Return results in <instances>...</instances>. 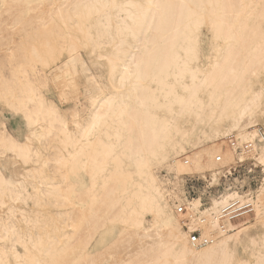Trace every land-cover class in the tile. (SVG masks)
<instances>
[{
	"label": "bare ground",
	"instance_id": "1",
	"mask_svg": "<svg viewBox=\"0 0 264 264\" xmlns=\"http://www.w3.org/2000/svg\"><path fill=\"white\" fill-rule=\"evenodd\" d=\"M0 36V264H264V177L208 207L183 189L190 174H232L245 144L264 172V0H0ZM85 48L114 83L93 75L73 134L47 97L77 85ZM247 198L253 222L223 219ZM123 243L137 245L127 259Z\"/></svg>",
	"mask_w": 264,
	"mask_h": 264
},
{
	"label": "rangeland",
	"instance_id": "2",
	"mask_svg": "<svg viewBox=\"0 0 264 264\" xmlns=\"http://www.w3.org/2000/svg\"><path fill=\"white\" fill-rule=\"evenodd\" d=\"M2 8L5 9L4 7ZM3 16L5 19H7V17L9 18L7 14L6 15L4 14ZM25 16H27V12H25ZM7 29L10 30V34H11L12 32L11 27H7ZM204 31L206 33L205 28H204ZM1 39H2V36H0V56H4L5 52H3L2 50L3 48H1V44L5 43L6 40H1ZM16 39L18 40L17 37ZM218 44L220 46H223L222 42H218ZM81 55H82V60L78 66V71L75 74L77 85L76 86H64V85L54 86L53 85L52 90H53L54 96L47 97L49 102L54 103L57 106L61 115L67 121V126L69 130L73 134L78 133V127L75 122H78L84 125L85 122L89 119L90 111L92 108V98L94 95L98 93L97 92L98 88H97V84L95 81L98 80L99 83L107 89L111 88L114 83V80L112 76L109 74V71L106 68L103 60H100L99 58H97V56L93 55L91 48H85L82 51ZM47 72H48L47 75L50 78V80H53L54 79L53 77L60 74V71L54 68L48 70ZM93 75H95V77L97 78L96 80L93 79ZM263 77H264V73H263ZM0 108H3V107L0 106ZM5 114H6V118L9 121L10 126L13 129L16 130L19 128L21 124L23 125L24 120L22 116L13 117L8 110H6ZM261 120L262 119H260L259 121L262 124ZM261 124L256 123L255 126L252 128V131L261 129L262 128ZM27 133H29V130L25 127L23 130V134H27ZM233 143L234 145L238 144L235 138L229 137L227 140H225V145H222V149L224 150L226 148L228 149L233 148ZM35 147L43 148L42 144L40 143L35 144ZM243 148H245L244 151L246 153L245 160L241 162L237 159L236 162L229 165L227 167V171L231 170L232 175L228 176V180H223L221 178L218 184H214V185L210 184L211 186L213 187H216V186L224 187L225 186V190L235 189L239 192H244V193H248V190L249 191L253 190L255 192L256 190H258V188L260 187L261 180L264 177L263 168L261 165H259V163L253 157V154L251 152V149H252L251 144H245ZM241 152L242 150L239 149L238 153H241ZM185 159L188 162H191L190 155L182 156L179 160L181 161L182 164H185ZM13 169H16L20 174L25 173V167L23 165L17 164L16 167L13 168L9 164H7L6 166L7 172H11ZM189 176L194 177V178H199L207 182H209L208 180H210L209 173L208 174L207 173L190 174ZM181 179H182V176H181ZM182 185H183V182H182ZM22 207L28 211L37 210L32 204H30V206L23 205ZM46 210L47 211H44V213H47V215L44 214L43 219L46 216L47 218L52 217L51 213L56 212L52 208L51 205L50 207H47ZM48 212L50 215L48 214ZM255 217H256V214H255V209H254L253 213L247 217V219L249 220L248 222H253ZM22 227L24 228V225H22ZM125 243L123 244L124 246H127L126 248L123 247L122 248L123 250L122 249L117 250V252L119 251L121 253V254L118 253L119 258L127 259L129 256V253L133 252L137 248L136 247L137 245L136 246L132 245L133 247L130 248L132 243H127V244Z\"/></svg>",
	"mask_w": 264,
	"mask_h": 264
},
{
	"label": "built area",
	"instance_id": "3",
	"mask_svg": "<svg viewBox=\"0 0 264 264\" xmlns=\"http://www.w3.org/2000/svg\"><path fill=\"white\" fill-rule=\"evenodd\" d=\"M217 162H221V158H219ZM188 164L189 162L185 159V165ZM231 175L232 174H227L226 176H223L222 179L228 180V176ZM184 190L188 200L199 199L201 206L207 207L211 204L212 199L222 196L225 186L213 187L207 181L187 175L184 176ZM247 200L248 201L245 204H242L239 201L232 202L224 209L222 213L223 219L230 220L232 222L246 220L247 217L254 211L252 202L248 198ZM176 212L179 215L185 216L188 213V204L179 205ZM191 242L197 247H203L209 244V240H201L197 232L191 233Z\"/></svg>",
	"mask_w": 264,
	"mask_h": 264
}]
</instances>
